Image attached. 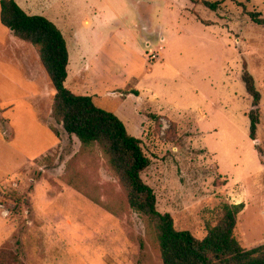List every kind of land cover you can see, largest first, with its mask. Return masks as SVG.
<instances>
[{"label": "rangeland", "instance_id": "obj_1", "mask_svg": "<svg viewBox=\"0 0 264 264\" xmlns=\"http://www.w3.org/2000/svg\"><path fill=\"white\" fill-rule=\"evenodd\" d=\"M207 1L218 8L187 0H64L44 6V13L69 38L72 51V31L86 18L93 25L100 14L97 34L87 36L90 47L103 50L106 74L154 86L153 107L168 117L152 116L137 137L151 160L142 177L158 210L170 213L178 230L202 239L220 222L224 204L244 203L235 236L251 249L264 244V26L251 17H264V0ZM119 30L132 32L134 43L121 49ZM156 50L161 58L154 62ZM41 68L36 85L52 90L42 107L21 88L1 86L4 105L17 107H0V250L19 253L25 264H163L137 213L116 216L65 181L80 143L53 118L55 90ZM246 71L261 93L256 140L250 138L256 106ZM118 84L105 81L101 94ZM49 128L60 140L53 148ZM83 166L78 161L75 167L85 170L103 199H122L103 166Z\"/></svg>", "mask_w": 264, "mask_h": 264}, {"label": "trees", "instance_id": "obj_2", "mask_svg": "<svg viewBox=\"0 0 264 264\" xmlns=\"http://www.w3.org/2000/svg\"><path fill=\"white\" fill-rule=\"evenodd\" d=\"M192 1L203 2L213 10L219 5L207 0ZM251 17L264 26L261 13L253 12ZM1 22L16 37L36 47L55 89L52 116L71 138L80 143L79 151L67 167V184L116 216L131 210L137 213L157 241L163 264H264V244L247 249L235 236L237 216L244 209V203L224 204L220 222L210 227L208 235L202 239L189 230H178L173 216L158 210L157 196L142 177L151 164L142 139L131 135L123 121L114 112L98 106L92 96L75 94L67 87L68 43L52 20L27 13L16 0H1ZM243 78L256 106L250 115V138L256 140L261 93L251 73L246 71ZM78 161L86 163L87 167L103 166L115 179L122 199H103L93 180L83 175L85 170L81 173L76 169ZM120 207L125 209L119 212ZM0 264L25 263L19 253L0 250Z\"/></svg>", "mask_w": 264, "mask_h": 264}, {"label": "crops", "instance_id": "obj_3", "mask_svg": "<svg viewBox=\"0 0 264 264\" xmlns=\"http://www.w3.org/2000/svg\"><path fill=\"white\" fill-rule=\"evenodd\" d=\"M16 1L27 13L40 15L38 13L41 12L44 14L43 16H45L44 12L46 11L44 10V6L49 5V3L59 6L60 1L64 2V0H44L39 4L38 2L34 3L33 0ZM187 1L194 4L191 0ZM100 16L101 15L98 13L95 14L93 25L91 19H84V23H82L83 25L72 31L73 33L70 39L73 42L74 53L70 48L69 38L65 36L70 53L66 85L72 92L78 95L92 96L98 106L114 112L123 121L131 135H136L135 137L141 136L144 128L149 126L150 119L153 118L152 116H154V118L156 115L158 117L168 116L165 115L162 110L159 112L153 107V104H155L157 100V92L154 86H140L139 82L141 80L136 77L122 81L119 76L114 74L110 76L106 74V63H103L101 60L103 50L100 47L98 49L90 47L91 40L88 39L89 36H87L89 34L92 35L91 32L96 31L97 28L101 26L102 20ZM49 19L53 21V18ZM145 29L150 30L148 26L145 27ZM97 32L98 31L95 33L97 34ZM116 33L119 36L117 43L121 49H123L126 44H129L130 42L134 43L133 40H136V37L132 34V32L125 33L124 31L119 30ZM25 43L28 42L16 37L12 31L1 22L0 0V102L3 101L2 95H4L2 94L1 86L12 84L13 86L21 88L24 92H26L24 96L25 98H29L32 101L36 100L38 105L42 103V107L47 103L44 98L48 96L52 90L50 88L48 90L39 91L36 82L40 74L44 76V72L41 68L42 63L37 49H34L32 46ZM146 45L150 46L151 41L147 40ZM22 49H24L25 52H23ZM44 71L46 72L45 68ZM2 78L6 81L2 80ZM116 80L119 82L117 86L111 87L104 94H101L102 92L100 91L105 81H111V83H114ZM51 93L53 94V92ZM12 99L14 100L15 97H12ZM131 100L135 101L133 107H131L128 103ZM6 104L7 103L4 105L3 102L0 103V107H17L16 105H12V102L7 105ZM13 115V113L9 115L12 118L11 125L15 122L13 121ZM49 129L53 132L51 128ZM53 134L56 139L52 141L51 148L57 146L60 142L57 135L54 132Z\"/></svg>", "mask_w": 264, "mask_h": 264}, {"label": "built area", "instance_id": "obj_4", "mask_svg": "<svg viewBox=\"0 0 264 264\" xmlns=\"http://www.w3.org/2000/svg\"><path fill=\"white\" fill-rule=\"evenodd\" d=\"M160 52L159 51H154L151 55H150V59L152 61H157L160 59Z\"/></svg>", "mask_w": 264, "mask_h": 264}]
</instances>
